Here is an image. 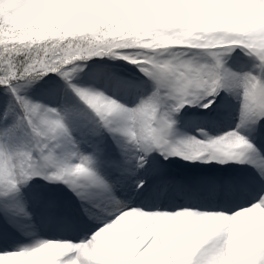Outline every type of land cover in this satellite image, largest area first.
<instances>
[{
	"label": "snow or ice",
	"instance_id": "snow-or-ice-1",
	"mask_svg": "<svg viewBox=\"0 0 264 264\" xmlns=\"http://www.w3.org/2000/svg\"><path fill=\"white\" fill-rule=\"evenodd\" d=\"M237 49L252 69L229 65ZM100 56L132 64L152 82L150 94L129 105L74 83L84 71L78 62ZM50 73L97 127L72 124L70 99L57 107L24 94L58 90L45 80ZM0 89V264H264V167L199 181L197 198L207 204H169L157 198L161 185L190 189L137 177L152 153L254 163L256 145L243 132L264 131V0H0ZM221 92L239 97L234 127L176 135L183 110L211 111ZM18 135L23 142H8ZM38 178L75 197L71 213L54 188L44 193L57 224L83 235L39 238L25 203Z\"/></svg>",
	"mask_w": 264,
	"mask_h": 264
},
{
	"label": "rangeland",
	"instance_id": "rangeland-1",
	"mask_svg": "<svg viewBox=\"0 0 264 264\" xmlns=\"http://www.w3.org/2000/svg\"><path fill=\"white\" fill-rule=\"evenodd\" d=\"M199 59H204V57H199ZM254 61L244 55L242 52L237 49L229 60V65L238 71H248L252 69ZM84 71H78L73 78V82L81 86L98 88L104 91L109 96H115L117 99L121 100L124 103L129 105L134 104L139 98L146 97L150 94L153 89L152 82L145 77L142 73L139 72L133 65L128 67L126 70L119 66H114L107 61H96L93 63H79ZM112 67L117 69L119 73L123 74L124 80H137L139 84H135L134 87L130 88L129 91L124 89V86L118 90L115 88V80L111 75L102 71L101 69ZM54 80L57 84L60 85L58 90H45V89H27L24 94L31 97L33 100H40L43 103L50 104L52 106H60L62 100H69L74 109V120L72 121L73 125L87 124L89 127H97L95 120L92 117L91 113L78 101L74 96H72L70 90L64 85V82L60 80L59 77H45V80ZM137 88V89H136ZM126 96V98L124 97ZM7 97V93L3 90H0V104H3ZM127 99V100H126ZM217 108H213L211 111L207 109L196 108V111L201 115L195 114L188 115V120L184 119L186 111H193V108H187L183 110L179 116L176 117L175 133L177 136H197L198 128H202L209 133L211 136H217L223 132L228 131L230 128L235 126L236 118L239 109V97L232 94H225L224 92L220 93V96L217 97V102L215 104ZM214 113V116H205V113ZM204 116L206 119H204ZM220 117L216 119V117ZM221 121V125L212 127L213 121ZM210 120V121H205ZM260 135L264 137V131H258ZM243 134L247 135L249 139L256 145V155L262 151L259 146L262 144L258 140L257 133L248 132L244 130ZM23 136H16L9 140V143H20L24 141ZM258 140V142L256 141ZM83 147V146H82ZM87 150V149H85ZM259 151V152H258ZM263 152V151H262ZM254 157V158H255ZM178 162L180 167L186 168L184 166L187 162L178 158H170V160H164L157 153H152L150 157V163L145 165V168L137 172V177H146L147 180L152 183L161 179V171L165 168H169L172 172L179 170L175 169L173 164ZM264 163V159L262 160ZM208 167L210 171H213L215 174H219V178L225 176H251L257 172V170H252V164H225L223 166L216 164H191V167ZM188 169V168H186ZM196 173H206L203 169L200 171H192L191 174ZM177 174V172H175ZM178 174L184 175L186 177L190 176V173L186 171H179ZM158 181L157 184L160 182ZM180 182L178 177H175V182ZM131 183V179L128 181ZM49 188H54L61 197V202L64 206V209L71 213H77L78 202L75 200V197L64 187L63 184H54L47 185L46 182L42 179H37L36 182L30 184V186L25 190V203L26 209L39 221L40 227V237L43 239H64V238H78L81 234H72L71 237H64L62 232L58 230V226L55 223V216L52 213V210L49 207L48 202L44 198V193ZM132 197L130 202L133 204H140L133 202ZM134 201H138L136 198ZM46 230V231H44ZM11 248L16 247V243L12 242L10 244Z\"/></svg>",
	"mask_w": 264,
	"mask_h": 264
},
{
	"label": "bare ground",
	"instance_id": "bare-ground-1",
	"mask_svg": "<svg viewBox=\"0 0 264 264\" xmlns=\"http://www.w3.org/2000/svg\"><path fill=\"white\" fill-rule=\"evenodd\" d=\"M125 98H126V96H124ZM127 100V99H126ZM213 108H217V106H214ZM211 112H209V114H210ZM211 114H214V113H211ZM257 133V136H258V140H259V142L262 144L261 146H259L260 147V149H262V151L261 152H259L258 153V155L254 158V163L252 164V167H251V169L252 170H259L261 167H264V163H263V159H264V137H262L261 135H259L258 134V132H256ZM258 140H256L257 142H258ZM243 176H246V175H243ZM204 178H197L196 180H195V183L197 184L199 181H201V180H203ZM164 180H168V176H165L161 181H164ZM160 181V182H161ZM174 185H183V183H181V182H176ZM162 187V189H163V191L165 190V188H166V186H164V185H161ZM190 189V191H186V197L188 198V199H190V198H193L194 197V194H193V189H191V188H189ZM163 191H162V193L161 194H158V197L157 198H160L162 195H163ZM170 192H176L177 194H178V197H181L180 196V193H181V191H178L175 187L173 188H171L170 189ZM136 198L134 197L133 198V202H135V203H143V201H140V200H138V201H134ZM169 199H167V202L169 203V204H173V203H178V202H170V201H168ZM185 205H187V204H185ZM64 237H66V236H68V237H70L69 235H67V234H65L64 232H63V234H62Z\"/></svg>",
	"mask_w": 264,
	"mask_h": 264
},
{
	"label": "trees",
	"instance_id": "trees-1",
	"mask_svg": "<svg viewBox=\"0 0 264 264\" xmlns=\"http://www.w3.org/2000/svg\"><path fill=\"white\" fill-rule=\"evenodd\" d=\"M107 56H100V57H92L91 59H89L88 61L90 60H93V59H96V58H106ZM108 59L116 62V63H119V64H123L125 66H129V65H132L130 63H128L127 61H124V60H114V59H111L110 57H107ZM51 74V73H50Z\"/></svg>",
	"mask_w": 264,
	"mask_h": 264
}]
</instances>
